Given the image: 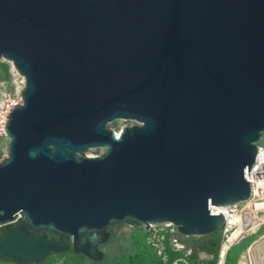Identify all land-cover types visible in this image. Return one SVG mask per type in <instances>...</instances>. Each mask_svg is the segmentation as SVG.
Wrapping results in <instances>:
<instances>
[{
    "label": "water",
    "instance_id": "95a60500",
    "mask_svg": "<svg viewBox=\"0 0 264 264\" xmlns=\"http://www.w3.org/2000/svg\"><path fill=\"white\" fill-rule=\"evenodd\" d=\"M0 61L23 78L4 124L0 259L101 261L121 225L202 237L224 224L210 207L249 199L264 0H0Z\"/></svg>",
    "mask_w": 264,
    "mask_h": 264
},
{
    "label": "rangeland",
    "instance_id": "374dc122",
    "mask_svg": "<svg viewBox=\"0 0 264 264\" xmlns=\"http://www.w3.org/2000/svg\"><path fill=\"white\" fill-rule=\"evenodd\" d=\"M23 88V78L19 76V74L13 69L12 65L10 63H7L5 61H0V115L3 114V111L5 109V106L10 104L11 102L18 100H21V91ZM134 123L132 122H125V121H115L107 125V128L114 130L116 133L120 132L121 129L124 126H130ZM1 130V129H0ZM8 139L5 137L4 134L0 131V163L3 162L6 159L7 156V146H8ZM260 147L264 148V133L262 135L261 141L258 143ZM102 149H94L89 150L87 152L90 156H96L100 154ZM247 208L245 205V209L242 213H239L240 215H244L247 212ZM257 217L264 216V213L257 211L255 213ZM258 218L255 220L258 221ZM259 227L257 228V231L252 234L249 238L246 244L243 246L237 248V249H229L228 253L231 252L232 260L230 261L231 264H239L242 257L245 255L246 250L249 246L247 244L254 243L252 246V252H253V263L254 264H264L262 261H264V222L257 223ZM252 225H248L245 231L250 230ZM127 231L130 232V236H123V242H120V247H126L124 246L126 243L129 242V240H133V237L141 240L145 236L144 230L142 228H129L125 227ZM236 230V227L227 228L226 225L221 228L219 231V234L221 236V239H224L225 237H229L234 231ZM151 248V247H150ZM121 250V248H120ZM118 249V251H120ZM152 250L155 253V256L152 255ZM152 250H148L149 255V261H147V264H158V260L161 261V259L158 257L156 251L152 248ZM117 251V252H118ZM227 253V254H228ZM206 256V255H205ZM51 263L54 264H78L77 261L73 258L71 254H68L66 256L62 255H52L49 259ZM157 261V262H156ZM212 256L208 255L206 256V264H211ZM226 261V260H225ZM162 262V261H161ZM163 263V262H162ZM188 264H191L187 260ZM184 264V263H181Z\"/></svg>",
    "mask_w": 264,
    "mask_h": 264
},
{
    "label": "trees",
    "instance_id": "16d2710c",
    "mask_svg": "<svg viewBox=\"0 0 264 264\" xmlns=\"http://www.w3.org/2000/svg\"><path fill=\"white\" fill-rule=\"evenodd\" d=\"M3 234V228H0V236ZM179 239L185 244L186 247L191 248L192 254L188 257V261L191 264H199L198 255L202 253L206 256L211 255L212 261L211 264H215L219 254L220 243L222 241L221 236L218 232H215L210 235L202 236V237H189L184 238L179 234ZM123 236L116 237L112 234L111 240L106 244L107 250L104 253V258L101 261H91L83 257L82 255L75 254L72 250H69L65 253L60 254H50L43 261L38 264H54L49 261L52 255H62L66 256L71 254L73 258L77 261L78 264H147L149 261V253L148 250H152L150 246L145 243V237L141 240L133 237V240H129L124 246L120 247V242H123ZM121 248V250H120ZM118 249L120 251H118ZM118 251V252H117ZM152 255L155 256L154 251L152 250ZM231 252L227 254L225 264H231ZM172 258V255H171ZM157 262V261H156ZM158 264H163L160 260L157 262ZM0 264H14L10 259H0ZM34 264V263H30Z\"/></svg>",
    "mask_w": 264,
    "mask_h": 264
},
{
    "label": "built area",
    "instance_id": "2783aa9c",
    "mask_svg": "<svg viewBox=\"0 0 264 264\" xmlns=\"http://www.w3.org/2000/svg\"><path fill=\"white\" fill-rule=\"evenodd\" d=\"M20 104H21V100H18L17 102L13 101L5 106L3 114L0 115V129H1L0 131L2 132V134H4V124H5L6 115L9 113V109L13 105H20ZM259 147L260 146L258 144V150ZM247 171L248 170H245V173ZM254 188L255 187L250 185V197L247 200L249 202L260 201L261 199L264 198V191L262 189H259L258 187L256 189ZM245 204L246 201L226 208H230L235 212L242 213L245 209ZM213 208L216 207H210L211 214L213 213ZM225 225L228 228L226 219L224 217L223 226ZM142 229L144 230L145 233L144 236L145 243L156 251L158 257L161 259L163 264H181V263L188 264L187 260L188 257L192 254V250L191 248L186 247L185 244L179 239L177 229L173 224L163 223L157 225H149L148 229L146 230L144 228ZM230 236L222 239L220 243L218 258L215 264H225L227 253L229 249H231L233 246V244L231 245L229 240ZM223 251H225V253H223ZM198 259H199V264H204V262L206 261V256L202 253H199Z\"/></svg>",
    "mask_w": 264,
    "mask_h": 264
},
{
    "label": "bare ground",
    "instance_id": "6f19581e",
    "mask_svg": "<svg viewBox=\"0 0 264 264\" xmlns=\"http://www.w3.org/2000/svg\"><path fill=\"white\" fill-rule=\"evenodd\" d=\"M11 64V63H10ZM12 65V64H11ZM13 67V65H12ZM14 69V67H13ZM16 71V70H15ZM17 72V71H16ZM118 134V132H117ZM245 178L247 182L259 189L264 191V149L259 147L257 157L253 166L251 167L250 171L245 173ZM246 201L247 212L244 215H240L238 212L226 207H216L213 208V213H219L220 215L224 216L227 222L228 228L236 227L234 233L230 236V243L231 245L238 243L242 238L247 237L249 238L252 234L257 231L259 225L257 223L264 222V216L257 217L255 214L257 211H261L264 213V198L260 201L249 202ZM258 218V221L255 220ZM248 225H252L250 230H246ZM247 243V242H246ZM245 243V244H246ZM254 243L247 244L248 249L246 250L245 255L242 257L239 264H254L253 263V252L252 246ZM225 253V251H223ZM264 261H262L263 263Z\"/></svg>",
    "mask_w": 264,
    "mask_h": 264
},
{
    "label": "flooded vegetation",
    "instance_id": "af4514ba",
    "mask_svg": "<svg viewBox=\"0 0 264 264\" xmlns=\"http://www.w3.org/2000/svg\"><path fill=\"white\" fill-rule=\"evenodd\" d=\"M125 227L127 226H124V225H121V226H115V227H112V228H109L108 232H109V238L107 240V242L103 245L100 246V250L105 253L106 250H107V246L106 244H108V242L111 240V236L112 234L115 235L116 237H120V236H130V232L127 231L125 229Z\"/></svg>",
    "mask_w": 264,
    "mask_h": 264
},
{
    "label": "crops",
    "instance_id": "0c3cea01",
    "mask_svg": "<svg viewBox=\"0 0 264 264\" xmlns=\"http://www.w3.org/2000/svg\"><path fill=\"white\" fill-rule=\"evenodd\" d=\"M204 264H206V263L204 262Z\"/></svg>",
    "mask_w": 264,
    "mask_h": 264
}]
</instances>
